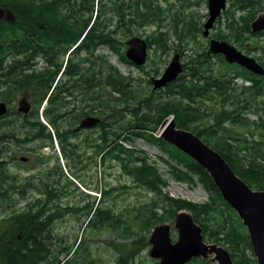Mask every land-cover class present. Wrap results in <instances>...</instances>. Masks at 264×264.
Returning <instances> with one entry per match:
<instances>
[{
	"label": "trees",
	"instance_id": "16d2710c",
	"mask_svg": "<svg viewBox=\"0 0 264 264\" xmlns=\"http://www.w3.org/2000/svg\"><path fill=\"white\" fill-rule=\"evenodd\" d=\"M201 2L206 0H181V9L172 12L170 6H162L159 0H0V7L13 14L11 19L0 21V85L5 86L0 98L9 100L18 91L27 89L32 100L38 103L48 100L45 99L47 92L63 61L56 70L46 66L28 73L23 71L28 69L23 66L28 63V57L65 54L69 50L76 55H88L92 63L97 62L99 88L97 92L91 89L95 69L91 66L89 73L83 74L84 100L98 101L101 112H114L116 160L135 184L157 197L150 204L136 208L139 229L149 232L152 227L173 220L184 209L202 228L205 241L225 246L236 264H257L245 226L222 198L206 170L156 135L162 121L172 116L177 127L195 133L218 151L251 188L264 190V75L227 63L221 54L207 53V39L197 43L190 53H184L185 43L196 42L202 35L203 16L192 10ZM261 11H264V0H227L210 37L233 43L246 54L254 52L252 56L264 67V30L250 31V22ZM166 12L170 14V26L164 30L162 21L166 19ZM155 23L158 28L144 38L148 50L154 48L160 57L171 49L187 55L176 80L154 91L149 88L151 78L146 80L149 89H145L140 78L121 73L97 50L104 47L121 62L133 66L124 55V39L130 35L131 26ZM171 32L178 40L175 47L168 44ZM135 67L145 71L144 65ZM151 71L158 74L159 69L154 67ZM88 78L89 86L86 85ZM226 123L230 127H248V130L254 126L259 130V139L251 132L249 136L233 133ZM28 125L27 117L19 122L0 121V135L17 134L19 130L28 134ZM137 138L156 145L165 155L159 158L167 166L169 176L201 186L206 200L195 203L163 192L166 181L155 164L145 152L132 146ZM10 150L0 148V152ZM6 163L0 160V212L16 204L12 197L16 186ZM40 211L41 208L33 211L27 202L23 209L11 210L0 219V264H86L87 253L80 255L83 258L80 263L77 257L58 259L62 251H52L51 237L43 240L39 236L41 229L36 226L38 222L31 225L28 215ZM93 212L95 216L89 223L94 220L96 228L105 224L117 227L121 221L108 208L98 207ZM18 228L24 240L17 238ZM120 246L115 244L117 249H122ZM69 250L65 248L63 252L68 254ZM132 254L130 248L120 250L115 264H128ZM89 263L99 264L94 258ZM187 264L212 263L192 258Z\"/></svg>",
	"mask_w": 264,
	"mask_h": 264
},
{
	"label": "flooded vegetation",
	"instance_id": "af4514ba",
	"mask_svg": "<svg viewBox=\"0 0 264 264\" xmlns=\"http://www.w3.org/2000/svg\"><path fill=\"white\" fill-rule=\"evenodd\" d=\"M69 51L65 54H52L46 57L42 55L28 57V63L23 65L28 67L23 71L31 73L44 69L46 66L56 70L60 61H63L47 92L45 99L48 98V100L38 103L37 100H32L29 92H23L27 91L26 89L18 91L9 100L0 98V101L7 106L6 113L0 116V121L19 122L24 117L28 118V134L21 133L22 130H19L17 134L0 135V148L11 149L8 152H0L3 156L0 160L7 162L8 173L13 176L14 186H16L13 196L18 197L15 203L28 198L33 211L41 208L40 212L30 214L28 217L31 225L38 222L36 226L40 227L39 236L43 240L51 237L53 244L50 248L57 239L54 232L56 222L63 219L62 214L56 212L60 207L57 201L61 199V195L58 197V192L65 189L58 179L61 177L62 166L79 173L89 167H95L97 159H102V162H107L110 176L109 171L114 168L115 162L114 112H101L98 101L84 100L83 74L85 71L89 73L91 66L95 67L91 89L98 91L97 62L92 63L88 55H76ZM38 60L42 63L40 68L37 67ZM87 81L86 85L89 86L90 79L88 78ZM4 87L3 84L0 85V92ZM106 88L109 87L106 86ZM56 97L59 98L57 102L49 101L50 98ZM21 100L24 102L20 103ZM88 118H97L98 121L93 125L81 126V123ZM7 155L10 156L7 157ZM62 157L65 162L63 160L60 163ZM15 158L19 161L18 171L25 170L26 175L22 176L20 173L9 170V165ZM54 175L58 177L55 178ZM65 181L64 186L68 182L66 178ZM21 187L26 189L22 190ZM111 189L113 188L107 189L106 192ZM17 238H23L19 228Z\"/></svg>",
	"mask_w": 264,
	"mask_h": 264
},
{
	"label": "rangeland",
	"instance_id": "374dc122",
	"mask_svg": "<svg viewBox=\"0 0 264 264\" xmlns=\"http://www.w3.org/2000/svg\"><path fill=\"white\" fill-rule=\"evenodd\" d=\"M126 2V0H124ZM160 4L164 7L170 6L171 11H175L180 8L181 0H159ZM192 10L203 17L201 22L203 23L207 18V3L201 2L198 5L192 7ZM167 16L164 21H162V28L165 30L170 25V14L166 12ZM111 14H107L110 17ZM115 19V18H113ZM158 28V25L149 24L145 26H131V33L124 40L132 37L139 36L145 38V36L151 34ZM195 40H191L185 43L184 53H190L196 47L197 43L205 41L203 36L200 34ZM178 40L175 35L171 32V36L168 44L171 47H175ZM97 53L104 54L108 61L115 65L121 73L125 75H131L136 78H140L142 81L141 85L145 89L148 88L146 80L148 78L157 77L160 75L162 70L168 64L169 60L175 53L174 49H171L168 53L158 55V51L155 52L154 48L148 50L147 60L144 64L145 71H149L150 74H146L145 71L136 68L135 66L125 64L121 62L115 54H113L108 49L102 47L97 50ZM251 52L250 55H253ZM187 54H181V61L184 62V57ZM39 61V60H38ZM37 67H42V63L39 61ZM157 67L159 69L158 74L151 71L152 68ZM27 90V89H26ZM24 93L29 92L23 91ZM252 119H255V115H249ZM209 121V120H208ZM231 129V132L237 133L239 135H250V132L254 135L256 139L259 135V130L254 126L248 127H230L229 124H225ZM160 126L156 135H159ZM55 144V141H54ZM129 146L128 144H126ZM135 149L145 152L152 161L158 172L165 179L166 185L163 187V192L174 198H181L195 203H202L206 200L207 195L203 188L199 185H190L182 181H176L169 176L168 168L165 163L159 158V155L165 157L161 150L154 144H150L142 138H137L134 140L133 145ZM10 155H7L9 157ZM5 157V156H4ZM6 157V158H7ZM13 158V155L11 156ZM65 159L62 157L60 163ZM19 161L17 158L12 160L9 165V170L13 173H20V175H26V171H18L20 166H18ZM110 176L108 175L107 162H102V159H97V165L95 167H89L83 172L75 173L69 170L67 167L62 166L61 177H59L60 184L65 189L59 190L58 197L60 200L59 210L56 212L62 214V220H58L55 225L54 232L57 235V239L54 242L52 251L57 253L62 251L58 255V259L65 260L71 257H77L79 263L83 258H79L83 254L87 256V262L89 263L90 258H94L99 264H115L116 259L119 255L120 250L130 248L133 252L131 259L128 264H158V259L152 258L149 255L150 243L148 241L149 235L154 227L150 229L149 232H144L139 229V220L136 217V208L142 205L150 204L153 199H157L153 192H148L146 188L135 184L132 177L124 173L121 169L119 161L114 162V168L110 171ZM57 178V175H54ZM65 178L68 181L65 184ZM60 186V185H59ZM109 188V192L104 193ZM85 190V192H84ZM14 202H16L15 195L12 196ZM28 198L16 203L12 208L6 209L4 212H0V219L4 216L10 214L11 210L23 209ZM100 207L101 209L108 208L114 216L118 215L121 221L118 226L111 227L107 224L101 227H95L94 220L89 223V220L93 219L95 216V208ZM167 223L171 225V238L174 240L176 238V229L173 226V220H167ZM137 233V236L136 234ZM142 237V238H140ZM121 244L120 248L117 249L115 244ZM78 244V245H77ZM60 247V248H59ZM65 248H70L68 254L63 251ZM210 262V261H209ZM212 263V262H210Z\"/></svg>",
	"mask_w": 264,
	"mask_h": 264
},
{
	"label": "water",
	"instance_id": "95a60500",
	"mask_svg": "<svg viewBox=\"0 0 264 264\" xmlns=\"http://www.w3.org/2000/svg\"><path fill=\"white\" fill-rule=\"evenodd\" d=\"M207 18L202 26V36L208 39L207 53L221 54L227 63L237 64L254 74L264 75V67L252 55L239 50L234 44L210 37V31L221 12L226 8L227 0H206ZM13 16L9 9L0 7V21ZM264 30V12H259L250 22V31ZM125 57L136 66L147 60V42L139 36L125 41ZM183 71V62L179 53H175L159 76L151 78L152 90L164 88L176 80ZM24 102L21 100L20 103ZM7 106L0 101V116ZM97 118L85 119L81 126L93 125ZM164 141L176 147L206 170L218 188L222 198L235 211L245 226L257 264H264V190L251 188L230 167L224 157L203 141L195 133L176 126L172 116L165 118L159 130ZM176 238H171V225L167 222L156 225L149 235V255L158 259V264H186L192 258L208 260L212 264H236L229 251L221 244L204 240L202 228L191 213L179 210L173 220Z\"/></svg>",
	"mask_w": 264,
	"mask_h": 264
}]
</instances>
